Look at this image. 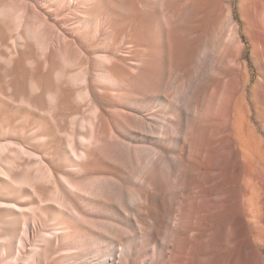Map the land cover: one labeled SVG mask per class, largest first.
Instances as JSON below:
<instances>
[{"label": "bare ground", "instance_id": "obj_1", "mask_svg": "<svg viewBox=\"0 0 264 264\" xmlns=\"http://www.w3.org/2000/svg\"><path fill=\"white\" fill-rule=\"evenodd\" d=\"M233 1L0 0L2 28L14 31L17 45L38 46L43 67L30 83L34 101L56 100L45 77L55 71L71 83L64 86L62 102L75 97L89 107L82 146L71 136L73 129L64 132L69 175L53 164L35 171V186L43 184L48 192L44 215L23 221L16 254L11 244L2 245L0 264H46L39 254L52 246L63 251L60 260L53 257L56 264H132L146 250L155 252L152 264H194L193 231L211 247L225 229L220 224L212 231L202 219L212 221L211 202L228 187L226 148L236 172L228 194L233 224L225 257L229 264H264V137L255 131V122L264 124V5ZM177 21L188 31L201 29L199 40L213 46L219 66L231 63L223 73H213L211 89L202 87L205 77L198 83L182 80L200 44L190 47L181 36H171L168 28ZM225 25L223 39L218 32ZM242 34L258 69L252 86L242 60ZM103 102L117 108L108 112ZM186 114L191 118L180 139L170 124L183 122ZM159 143L168 144L172 155L157 149ZM129 186L145 194L129 192ZM146 205L157 242L151 247L131 230L130 214ZM45 215L54 216L43 229ZM39 233L43 248L35 249ZM208 259L213 261L212 255Z\"/></svg>", "mask_w": 264, "mask_h": 264}, {"label": "rangeland", "instance_id": "obj_2", "mask_svg": "<svg viewBox=\"0 0 264 264\" xmlns=\"http://www.w3.org/2000/svg\"><path fill=\"white\" fill-rule=\"evenodd\" d=\"M238 1L239 0H234L233 4L236 6ZM256 3L259 6L264 5L260 0H256ZM235 6L233 5V10L235 16L237 17V9ZM170 26V28H168L170 35L172 36L173 34L176 38H180L181 36L180 39L183 40L184 44L189 45L190 47L196 46L197 43L200 44V46H198L199 48L196 50V53L194 52L195 54L193 53L194 55L191 58L190 70L183 75L182 80L191 78L195 83H198L200 78L203 79L205 77L202 87L205 89H211L213 86V81L210 77L214 75L213 73H223V70L226 69V67H229L231 63L226 61L223 66H219L220 63L217 59L218 54L215 55L213 46L210 45L208 41L199 40V33L201 31L200 28H190L187 26L189 29L188 31L185 26V22L183 21H177L175 24H171ZM226 26L227 25L223 26L218 32V36L223 39L228 37V26ZM260 30H262V28ZM10 32L11 31L5 30L2 28V25H0V229H2L0 230V248L4 244H11L13 246L12 250H14V253L16 254V248L19 245L18 243H20L19 236L23 235L24 233L22 230L23 221H29L34 216L37 217L39 214L44 215L45 212V197L47 196L48 192L47 189L44 188L46 186H43V184H36L38 188L35 186V171L37 169H41V167L47 165L51 166L53 164L52 167L54 168L63 167V170L65 168V174L70 172L72 169L71 162L65 158V153L67 154L68 151L66 138L69 134H71L69 131L73 129V132H75L73 135L71 134V136L75 138V142L78 147L82 146L80 143L81 138L83 136V139H85L87 135V118L89 115V107L85 101L82 100V102L80 99L75 100V97L73 99H69L71 102L74 100L73 102L75 104L73 102L71 103L69 100L67 101L69 103L62 102V93L64 89L70 86L71 83H69L70 81L67 82V74L57 77L55 71L48 73V75L45 77L47 78V82L50 83L53 93L57 96L56 100L52 101L50 105L46 99L35 102L33 95L31 96L32 93L30 90V83L32 79L39 74L40 68L43 67L42 62L40 59H38L40 58L38 56V46L33 42H24L17 45V42H15L13 36L14 31L11 33ZM262 33H264V31H262ZM242 38L245 43L244 57L242 60L247 62L251 71V80L249 85L252 86L258 77V69L252 64L253 57L251 56V44L243 34ZM170 43L171 41L167 46L164 45L165 48L167 47L165 49L166 52L170 51ZM36 56H38V58H36ZM215 61L218 62L216 63ZM206 75L209 77H206ZM249 85L248 88L251 87ZM84 102L85 105H83ZM195 103L197 104V102ZM62 104H65L64 106L68 108L65 109ZM102 105L103 108L108 112L117 108L116 106H112L107 102H103ZM62 109L65 110L63 111ZM184 116L185 117L182 118V121L184 119L183 122H179L177 124L173 122L170 124V126L177 131L175 136L180 139L183 138V134L186 131L185 127L187 128L186 120L191 118L190 114H186ZM75 118L78 119L76 120ZM81 120H83L84 125L79 123ZM255 123L256 133L258 136L262 134L264 137V124L261 122ZM65 131H68L69 134L66 135V133H64ZM260 139L262 140L261 137ZM60 143L64 145L65 149H62L63 145ZM180 144L181 141L176 139V145L179 146ZM156 148L163 151L166 155H172V151H170L171 147H169L168 144L159 143ZM62 150H64V152ZM226 153L228 154L226 163V179L228 180V187L225 190V194L222 198L214 199L211 202V210H209V213H211V216L213 217L212 221L209 222L204 217L202 219L203 225H208L212 231L216 230V228L219 229L220 224H225V229L217 234L216 245L211 247L209 246L207 238L204 237L201 232L197 230L193 231L196 234L194 264H229L225 257V251L227 246L230 244L229 232L227 229L233 224V214L229 207L228 194L230 192V182L235 177L236 166L234 165L233 158L230 155V150L227 148ZM60 155L62 157H60ZM40 190L42 191L40 192ZM128 190L132 193H140L141 195L145 194V190H142L138 187L129 186ZM43 194H45V196ZM40 196L42 198H40ZM45 216L47 219L42 225L43 229H46L48 224L52 222V217L54 215ZM130 217L132 219L131 230L135 232L137 237L139 236V240H141L146 246L150 245L151 247L152 245H155L157 242L151 237L152 235L150 234L152 231L151 228H154L153 222L151 220L150 206L146 205V207H142L140 210H133L130 214ZM153 230L156 232V228ZM16 232L18 233V236ZM158 236V238L161 240L163 233L161 232V234ZM13 237L16 238L14 239ZM218 237H220L221 240H218ZM36 240L38 242L36 243L37 247H32V251H34V248H43L41 244L44 238L41 236V233L36 236ZM61 252L63 251L55 250V247L53 246L48 247L44 251L40 252L39 259L41 261L44 259V262H47L46 264H56L57 261L55 260L58 258V260H60L62 258L60 256ZM154 253L155 252L152 250H146L144 253H139L138 255L134 256V263L132 264H152V257ZM211 255L213 261L210 262L208 257ZM261 255H264V248L261 250ZM257 264H261L260 261H258Z\"/></svg>", "mask_w": 264, "mask_h": 264}]
</instances>
